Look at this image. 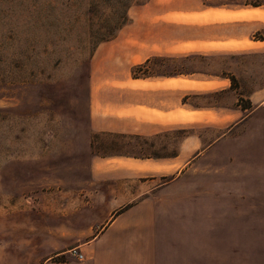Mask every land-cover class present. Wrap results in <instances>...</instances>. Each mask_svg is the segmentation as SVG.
I'll return each instance as SVG.
<instances>
[{"label": "rangeland", "instance_id": "1", "mask_svg": "<svg viewBox=\"0 0 264 264\" xmlns=\"http://www.w3.org/2000/svg\"><path fill=\"white\" fill-rule=\"evenodd\" d=\"M88 1L0 0V264H39L57 251H81L104 219L107 198L116 192L124 203L164 183L158 214L164 256L175 264L178 236L193 233L198 204L202 218L232 215L249 223L251 234L262 230L259 180L232 186L264 175V108L250 112L264 106L257 97L264 86V0L155 1L181 14L141 9L147 0H139L115 36L95 44L90 33L107 27L109 7ZM139 63L148 76L171 77L181 89L172 102L180 98L186 111L172 113L169 130L153 135L91 128L99 84L131 75ZM238 121L245 130L235 128ZM196 136L204 144L221 139L202 163L197 194L194 159L203 146L192 141L174 157L183 138ZM119 156L172 161L148 169L152 175H106L118 169Z\"/></svg>", "mask_w": 264, "mask_h": 264}, {"label": "crops", "instance_id": "2", "mask_svg": "<svg viewBox=\"0 0 264 264\" xmlns=\"http://www.w3.org/2000/svg\"><path fill=\"white\" fill-rule=\"evenodd\" d=\"M155 1L147 0L141 4L140 8L144 9L153 5L154 9L165 8L160 11L161 13H184L183 9H171L169 5H155ZM259 12L262 13L260 18H263L264 10ZM145 26V33H149L152 24L146 23ZM102 82L104 83H100L98 87L99 109L93 108L91 100L88 111L89 124L94 130L137 135L164 133L170 128L172 113L186 111L179 106L180 98H174L172 102V92H179L181 89L172 87L170 76L157 78L156 76L117 75L114 78L105 77ZM108 82L114 84H107ZM93 90L92 85L91 95ZM258 96L261 99L264 98V86ZM259 108L264 106L254 107L250 109V112ZM243 122L245 121L235 122V128L245 130ZM220 140L204 144L202 139L196 136V138L185 137L179 143L175 158L183 157L182 153L192 141L196 145L203 146L194 159L196 194L197 187H200L205 180L199 176L203 172L202 163L210 156L209 152L216 150L214 147ZM171 161L166 156L155 159L119 156L113 161L117 163L118 169L105 172L106 175L113 172L129 176L152 175L155 173L148 169ZM192 165L190 162L184 170H189ZM258 180L259 189L264 191V175L250 181L237 182L232 187L246 189L250 187V184L255 186ZM213 182L212 179L210 183L213 184ZM168 184L144 188L124 203L118 199L115 192L114 197L107 198V212L98 225V229L92 232V236L80 249L83 259L78 260L69 253L57 251L44 258L39 264H172L169 256H164L165 251L167 252L165 246L167 240L165 241L161 217L158 214L163 204L162 196ZM195 199L197 202L198 199ZM197 208L196 216L189 221L190 226H193V233L184 235L180 232L178 236V264H252V262L264 264V228L262 230L258 228L256 230H259L258 232L251 234L249 223L245 224L244 221L241 222L232 215L226 218H202L199 216V209L201 211L202 206L198 204ZM183 224L186 223L180 224V231L184 230ZM186 241L189 242L188 245L184 243ZM175 260L177 261V257Z\"/></svg>", "mask_w": 264, "mask_h": 264}, {"label": "trees", "instance_id": "3", "mask_svg": "<svg viewBox=\"0 0 264 264\" xmlns=\"http://www.w3.org/2000/svg\"><path fill=\"white\" fill-rule=\"evenodd\" d=\"M141 2H144L145 0H140ZM139 0H103L102 3H105L106 6L109 7V16L107 19H109L106 24L107 27L104 28L102 31H95L93 33H90V36L93 37L94 44L98 43L99 41L102 40H107L115 36L116 31L127 22L128 17L126 15L127 8L129 5L133 3H138L140 2ZM140 2V3H141ZM88 4L90 6H95V0H90L88 1ZM147 60V59H146ZM145 60V61H146ZM141 69L142 75H138L136 73V70ZM130 74L133 77H144L151 75V73L148 71L147 66L145 63H139L132 65L130 68Z\"/></svg>", "mask_w": 264, "mask_h": 264}, {"label": "built area", "instance_id": "4", "mask_svg": "<svg viewBox=\"0 0 264 264\" xmlns=\"http://www.w3.org/2000/svg\"><path fill=\"white\" fill-rule=\"evenodd\" d=\"M69 254L74 257L75 259L81 260L83 259V253L81 251H78L76 248L72 247L69 249Z\"/></svg>", "mask_w": 264, "mask_h": 264}]
</instances>
